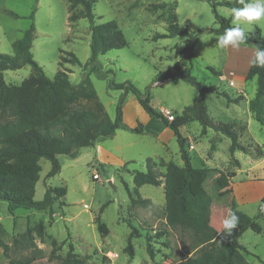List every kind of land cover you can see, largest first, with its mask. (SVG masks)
I'll return each instance as SVG.
<instances>
[{"label": "rangeland", "instance_id": "374dc122", "mask_svg": "<svg viewBox=\"0 0 264 264\" xmlns=\"http://www.w3.org/2000/svg\"><path fill=\"white\" fill-rule=\"evenodd\" d=\"M161 2L176 6L181 27L189 31L202 29L193 49L192 75L206 85L217 86L230 97L243 96L238 102H228L226 97L215 92L204 95L208 115L213 121L245 125L238 140L247 152L236 150L233 154L240 161L239 166L230 162L231 139L228 136L212 128L202 135L197 121L187 124L183 131V135L192 137L187 141L186 149L194 167L207 164L224 172L235 171L237 175L230 181L229 194L215 200L213 205L211 224L220 229L232 199V182L252 176L264 178V125L253 117L249 109V100L255 95L257 82L256 77L245 80L243 76L246 74L243 71L244 54L240 49L244 45L239 48L218 46L211 30L217 26L214 13L205 0H96L93 5L95 22L115 20L127 40L126 46L110 49L97 57L98 72L110 70L107 78L118 83L130 81L142 93L148 91L150 105L158 111L164 108L163 113L168 120L196 99L198 89L185 81L163 85L153 81L158 71L173 69L184 45L182 36L153 39L155 33L166 32L164 18L167 12L149 10L150 4ZM216 10L223 17H231L232 24L236 25L230 8L219 5ZM32 11L35 36L31 51L34 59L50 78L58 69H64L72 84L80 83L89 70L86 63L90 57V21L87 18L70 20V15L79 14L82 7L70 10L68 0H0V53H13L11 43L21 38L31 24L29 16ZM240 26L254 37L258 36V29L264 36V20L251 25L241 21ZM67 52H73L80 64L62 60V57L69 59ZM30 72L31 67L25 65L17 70L4 71L3 77L7 83L18 85ZM89 78L98 99L109 117L114 119L122 90L109 89L108 79L99 78L97 72H89ZM124 105L125 117L129 120L138 105L137 98L127 94L122 109ZM136 120L141 132L118 129L114 136L98 141L95 146L80 148L75 158L58 155L61 168L54 176L47 177L51 162L40 159L42 169L34 198L42 199L47 187L64 186L67 189L63 197L54 201L51 210L20 207L10 213L7 203L0 201V243L8 245L6 251L0 245V264H12L11 259L32 254L37 256V260L30 264H58L50 255L65 256L70 242L74 253L85 258L88 264H175L188 256L190 234L165 224L163 182L140 186L139 195L148 202L131 204L125 184L129 190L133 189L132 171H146L147 158L156 161L155 168L161 173L168 161L183 165L176 137L168 142L155 137L160 131V119L150 116L149 120L139 117ZM214 139L216 148L212 150L210 146ZM97 145L116 157L108 154L103 157L108 156L106 159H101ZM205 186L207 189L210 187L208 182ZM225 191L221 190V194ZM60 201L65 204L60 205ZM260 207L261 200L240 206L262 226V232L247 229L239 239L250 252L246 254L247 264H264V203L261 212ZM98 215L108 228L105 235L99 232L94 221ZM38 222L43 223L45 232L42 239L37 236L34 239L40 253L20 237L27 227ZM131 232L132 259L125 250ZM148 244L152 255L147 250Z\"/></svg>", "mask_w": 264, "mask_h": 264}, {"label": "trees", "instance_id": "16d2710c", "mask_svg": "<svg viewBox=\"0 0 264 264\" xmlns=\"http://www.w3.org/2000/svg\"><path fill=\"white\" fill-rule=\"evenodd\" d=\"M96 0H68L69 9L77 6L82 7L79 14L72 13L70 20L87 18L90 21V57L86 66L89 70L80 83L74 85L70 82L66 70L58 69L53 78H50L42 66L34 59L31 48L35 36L33 23L34 11L30 14L31 24L24 30L21 38L11 43L12 54L0 53V201L7 203V210L13 213L17 208L51 210L54 201L63 197L67 189L64 186L47 187L43 198H34L35 185L40 177L42 169L40 159L45 158L51 162V168L47 177L54 176L60 171L61 165L57 158L60 154L75 158L82 147L93 146L97 141L115 135L118 129L141 132L142 128H130L123 120L122 104L127 94H133L142 108L149 116L158 118L169 127L176 137L183 165H177L173 161L165 164L163 173L155 168L157 163L152 158L146 160V171L133 170L134 187L129 190L131 204L146 203L148 199H142L138 188L144 184L160 185L164 183L165 224L173 229L187 232L191 237V250L188 256H184L175 264H247L246 254L249 250L243 246L239 239L243 232L251 229L254 232H262V226L250 215L238 208L232 198L227 209L233 210L239 218L236 228L230 236L224 235V229H215L211 224V215L215 200L225 194H229L231 179L236 175L235 171L224 172L216 167L200 166L191 164L187 152V137L180 128L192 121L201 125L200 133L206 134L208 128L214 129L231 139L229 152L230 162L239 166V160L234 157L236 150L246 153V147L239 142L240 133L245 125L237 126L236 122H216L208 115L204 95L215 92L223 95L228 102H238L243 96L230 97L226 92L220 91L215 85H206L199 81L191 73V61L193 49L202 33V29L189 31L178 23L176 6L167 2L153 3L149 10L155 12L164 10L167 12L164 20L166 32L155 33L153 39L182 36L184 45L180 50L179 58L174 62L172 70H161L155 75L153 81L163 85L164 83H176L180 80L195 86L199 95L190 104L183 108L182 112L174 113L172 120H168L162 111L154 109L150 105L149 92L142 93L132 82H115L107 78V70L99 73L96 64L97 57L113 48H122L127 45V40L115 20L101 23L95 22L93 5ZM214 13L216 27L212 32L218 40L229 28L235 27L231 17H223L218 14L217 6H225L231 10L243 8L240 0H205ZM248 0H245V3ZM247 41L242 45L255 48H264V36L259 33L254 37L246 32ZM69 59L62 60L72 64H80L79 59L73 52L66 53ZM255 56V53H254ZM253 56V58H254ZM252 58V59H253ZM252 61V60H251ZM61 62V61H60ZM25 65L31 67L30 74L18 85L7 83L4 80L5 70H17ZM97 72L99 78L108 79L109 89L122 90L115 106V117L111 119L98 99L96 90L89 78V72ZM256 77V92L249 101V109L253 117L264 125V67H255L250 63L245 74V80ZM213 140L210 148H216ZM209 183V189L205 183ZM226 189L224 194L221 190ZM135 195V196H134ZM264 203L261 201L260 212ZM64 205V201L59 202ZM102 210V208H101ZM94 221L99 232L107 234L108 228L96 216ZM133 228V227H132ZM134 230V229H132ZM44 226L42 222L36 223L20 235L22 241L29 242L34 251L41 252L35 243V236L43 238ZM131 232L125 250L129 257L133 258ZM56 243L55 240L52 241ZM0 245L6 251L8 245L1 242ZM65 256L51 254L58 264H88L85 258L74 253V247L70 242ZM150 255H152L147 248ZM37 260V256H23L11 259L12 264H30Z\"/></svg>", "mask_w": 264, "mask_h": 264}, {"label": "crops", "instance_id": "0c3cea01", "mask_svg": "<svg viewBox=\"0 0 264 264\" xmlns=\"http://www.w3.org/2000/svg\"><path fill=\"white\" fill-rule=\"evenodd\" d=\"M241 48L242 49H240V53L242 52L244 54V59H243L244 70L243 71H244V73H246L247 69L251 63V60L254 56L255 48L252 46H248V45H244ZM244 75L245 74H243V76ZM135 109H136L135 113L130 116L129 120H127L125 117V105L122 109L123 120L125 121V123L130 128L138 127V125H137L138 122L136 120V118H138V117L141 118L142 120H149L150 119V116L142 108V106L139 104V102H138V105L135 107ZM160 111L164 112V108H160ZM192 122H194V121H192ZM186 125L187 124L183 125L180 128L182 134L186 128L185 127ZM208 129H210V128H208ZM208 129H207V131H208ZM155 137L157 139H159L160 141L168 142L172 137H174V133L169 127H166L165 125H162V123H161L160 131ZM161 137H162V139H161ZM186 137L188 139V142L192 139V137H190L189 135L188 136L186 135ZM96 143L93 146H95ZM115 146L117 148L119 147L117 144H115ZM97 147H98V152L100 153L101 159H106L108 156L116 157L115 154H112L110 151L106 150L101 145H97ZM106 155H108V156L106 158H103ZM206 166H209V165L206 164ZM210 167H212V166H210ZM235 177H237V175H235ZM231 188H232V198L236 201L238 208H240L241 205H245L249 202H255V201H260V200L262 201V199L264 198V178L263 177L256 178V177L252 176V177H249L248 179L237 180L235 182H232Z\"/></svg>", "mask_w": 264, "mask_h": 264}, {"label": "clouds", "instance_id": "9594fccd", "mask_svg": "<svg viewBox=\"0 0 264 264\" xmlns=\"http://www.w3.org/2000/svg\"><path fill=\"white\" fill-rule=\"evenodd\" d=\"M244 4L243 8L232 9V15L234 17L235 27L229 28L224 34L220 35L217 43L221 48L231 46L233 48H239L244 44L248 36L245 29L240 26V22L243 21L247 25H251L254 22L264 20V0H240ZM252 66L264 67V48L257 47L255 56L251 61ZM239 218L236 213L229 209L227 218L223 220L224 235L230 236L232 230L236 228Z\"/></svg>", "mask_w": 264, "mask_h": 264}, {"label": "built area", "instance_id": "2783aa9c", "mask_svg": "<svg viewBox=\"0 0 264 264\" xmlns=\"http://www.w3.org/2000/svg\"><path fill=\"white\" fill-rule=\"evenodd\" d=\"M230 84H233V82L231 81Z\"/></svg>", "mask_w": 264, "mask_h": 264}]
</instances>
